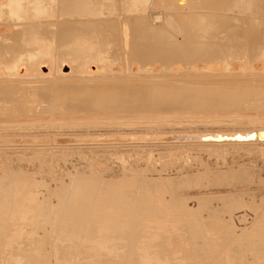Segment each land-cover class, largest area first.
<instances>
[{"label": "bare ground", "instance_id": "obj_1", "mask_svg": "<svg viewBox=\"0 0 264 264\" xmlns=\"http://www.w3.org/2000/svg\"><path fill=\"white\" fill-rule=\"evenodd\" d=\"M253 142L264 0H0V147Z\"/></svg>", "mask_w": 264, "mask_h": 264}, {"label": "rangeland", "instance_id": "obj_2", "mask_svg": "<svg viewBox=\"0 0 264 264\" xmlns=\"http://www.w3.org/2000/svg\"><path fill=\"white\" fill-rule=\"evenodd\" d=\"M0 264H264V142L0 147Z\"/></svg>", "mask_w": 264, "mask_h": 264}]
</instances>
